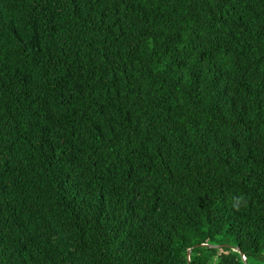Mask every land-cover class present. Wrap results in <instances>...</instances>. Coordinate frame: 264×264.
Returning <instances> with one entry per match:
<instances>
[{"label":"trees","instance_id":"16d2710c","mask_svg":"<svg viewBox=\"0 0 264 264\" xmlns=\"http://www.w3.org/2000/svg\"><path fill=\"white\" fill-rule=\"evenodd\" d=\"M235 247L264 264V0H0V264Z\"/></svg>","mask_w":264,"mask_h":264},{"label":"water","instance_id":"95a60500","mask_svg":"<svg viewBox=\"0 0 264 264\" xmlns=\"http://www.w3.org/2000/svg\"><path fill=\"white\" fill-rule=\"evenodd\" d=\"M199 247H207V248H210V249H222L223 247H227V246H226V245L199 244V245L194 246L193 248H199ZM193 248H189V249L187 250V252H186V257H187V259H189L190 255H191V250H192ZM232 250H233V251H236V252H238V253L240 254L243 264H247L244 255H243L242 253L239 252V249H238L237 247L232 248Z\"/></svg>","mask_w":264,"mask_h":264},{"label":"rangeland","instance_id":"374dc122","mask_svg":"<svg viewBox=\"0 0 264 264\" xmlns=\"http://www.w3.org/2000/svg\"><path fill=\"white\" fill-rule=\"evenodd\" d=\"M225 245H227V244H225ZM250 264H255L254 262H251Z\"/></svg>","mask_w":264,"mask_h":264}]
</instances>
